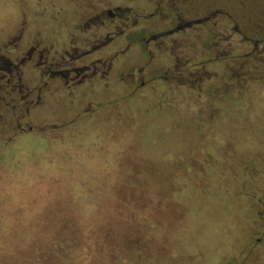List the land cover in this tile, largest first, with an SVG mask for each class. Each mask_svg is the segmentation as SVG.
<instances>
[{"label":"rangeland","instance_id":"374dc122","mask_svg":"<svg viewBox=\"0 0 264 264\" xmlns=\"http://www.w3.org/2000/svg\"><path fill=\"white\" fill-rule=\"evenodd\" d=\"M220 3L264 24V0ZM50 6L0 0V41L24 23L30 42L61 44ZM71 18L63 13L62 28ZM235 59L249 72L215 61L200 94L153 70L137 91L126 74L73 90L50 83L28 114L20 94H6L0 264H264V53ZM35 73L21 80L24 103L36 99Z\"/></svg>","mask_w":264,"mask_h":264},{"label":"flooded vegetation","instance_id":"af4514ba","mask_svg":"<svg viewBox=\"0 0 264 264\" xmlns=\"http://www.w3.org/2000/svg\"><path fill=\"white\" fill-rule=\"evenodd\" d=\"M221 1L131 0L127 5L125 0H49L52 36L61 44L48 49L38 37L30 42L24 23L17 25L12 41L1 40L0 102L6 94H20L18 99L28 114L50 83L57 89L73 90L79 85H107L123 80L126 74L137 91L150 86L152 70L158 73V81L177 90L188 86L200 94L194 85L215 70V61L223 62L219 68L223 73H248L243 67L235 69L233 64L239 61L233 59L264 53V24L244 23L235 13L242 5L223 6ZM63 13L72 17L65 28L60 24ZM63 36L67 39L62 40ZM120 54L124 56L119 62ZM142 56L144 64L137 66ZM159 57L166 58L165 63L146 71V63ZM195 67L199 71H190ZM27 70L36 72L38 81L32 91L37 93L35 100L24 103L30 96L23 93L21 84ZM25 116L22 113L20 118Z\"/></svg>","mask_w":264,"mask_h":264},{"label":"trees","instance_id":"16d2710c","mask_svg":"<svg viewBox=\"0 0 264 264\" xmlns=\"http://www.w3.org/2000/svg\"><path fill=\"white\" fill-rule=\"evenodd\" d=\"M132 186H135V185H132ZM134 188V187H133Z\"/></svg>","mask_w":264,"mask_h":264}]
</instances>
